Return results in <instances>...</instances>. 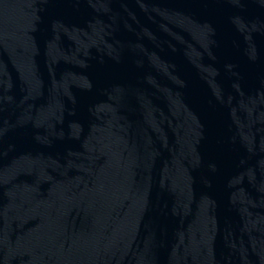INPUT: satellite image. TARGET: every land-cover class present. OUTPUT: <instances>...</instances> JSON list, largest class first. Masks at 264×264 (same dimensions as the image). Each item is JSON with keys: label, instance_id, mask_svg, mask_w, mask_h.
I'll return each mask as SVG.
<instances>
[{"label": "water", "instance_id": "1", "mask_svg": "<svg viewBox=\"0 0 264 264\" xmlns=\"http://www.w3.org/2000/svg\"><path fill=\"white\" fill-rule=\"evenodd\" d=\"M0 264H264V0H0Z\"/></svg>", "mask_w": 264, "mask_h": 264}]
</instances>
